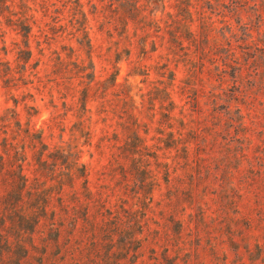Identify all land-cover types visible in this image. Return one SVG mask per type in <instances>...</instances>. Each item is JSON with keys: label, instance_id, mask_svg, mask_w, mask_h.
Listing matches in <instances>:
<instances>
[{"label": "clouds", "instance_id": "9594fccd", "mask_svg": "<svg viewBox=\"0 0 264 264\" xmlns=\"http://www.w3.org/2000/svg\"><path fill=\"white\" fill-rule=\"evenodd\" d=\"M62 2L7 0L11 15H0V71H23L26 83L17 105L4 104L0 80V118L12 110L13 132L27 133L14 151L0 149V163L24 178L25 197L33 187L54 193L37 209L35 222L42 216L47 225L33 255L25 248L11 264H264V85L247 72L248 88L234 73L227 83L209 78L196 44L202 19L230 38L248 15L205 14L202 0H189L185 20L178 0H136L139 15L121 20L110 0H75L73 23L82 30L56 55L33 25L50 21ZM20 13L30 40L12 27ZM174 21L187 26L178 44L167 38ZM34 51L43 55L35 71ZM210 64L207 71L223 70ZM234 151L239 157L222 167ZM222 187L227 206L218 202ZM130 214L143 220L134 230ZM50 237L51 248L41 242Z\"/></svg>", "mask_w": 264, "mask_h": 264}, {"label": "trees", "instance_id": "16d2710c", "mask_svg": "<svg viewBox=\"0 0 264 264\" xmlns=\"http://www.w3.org/2000/svg\"><path fill=\"white\" fill-rule=\"evenodd\" d=\"M7 0H0V15L10 16L11 12L2 5L6 4ZM115 3L117 8L114 10L115 15L121 20L133 18L139 15V9L136 7V0H110V4ZM155 3V0H154ZM222 0H216L214 4L209 3V0H202L200 8L206 13H217L220 12L221 16L227 17L229 20L238 18L241 14L248 15V22L241 26L237 19V31L231 33L230 38L223 35L225 29L215 30L213 26L207 22L206 19H202L203 27L200 30V34L196 37L197 48L203 53L204 63L201 68L207 72V75L211 79H220L227 83L232 80L233 73L235 74L236 80L240 82L242 88H248L249 86L244 84L245 73H249L253 81H256L264 85V75H260L257 80V73H264V31L257 33L255 38H251L249 35V29L256 31L257 28L264 29V0H229V3L221 7ZM158 6V5H157ZM189 6V0H178L177 13L182 16L185 20L189 18L187 11ZM75 8V0H63L59 9H53L54 17L49 20L41 22V26L33 25L37 32H41L44 37L48 39L45 41L48 47L51 45L63 41H73L76 33L72 30L76 28L79 32L83 26L77 28L74 20H78L79 17L73 14ZM28 17L23 16V13L17 15V18L12 21V27L17 32L23 31L28 33V39L30 40L33 33L28 27ZM66 21V23H65ZM132 21L129 20L128 24L131 25ZM225 27H228L227 20L225 21ZM171 31L168 33V40L171 44L172 41H176L178 44L180 39L185 36L187 26L183 23L173 22L170 26ZM56 29V30H54ZM145 31L150 32L151 28L145 26ZM206 39V43L204 42ZM144 38L142 37L138 41V45L142 48ZM27 41L25 40V44ZM69 44L63 42L60 45V49L67 51ZM174 46V45H173ZM52 53L61 55V52H57L56 48H51ZM20 57L27 58L30 53L22 51L18 54ZM43 60V55L38 52V59L35 65L40 64ZM219 62L223 65V70L217 73L215 70L207 71L211 67L210 63ZM46 62V61H45ZM24 65H28V60H24ZM22 67V66H21ZM229 69H232L230 72ZM36 69L33 68V71ZM0 80L4 83L5 94L9 98L15 99L11 90L22 81L23 71H18L15 74L12 71H0ZM197 103H200V99H197ZM13 115L12 110L6 109L5 116L0 118V133L6 138L0 141V149L6 152H12L15 148V141L21 137V133L13 132L12 122L7 119L8 116ZM216 116L221 117L223 123V114L220 112L216 113ZM19 125H15V127ZM216 132L217 129H212ZM10 137V138H9ZM25 142H27V133L23 136ZM217 144L222 143L217 137ZM237 149L239 145L236 146ZM203 155V153H201ZM252 154L248 152L250 157ZM239 157V152L234 151L228 153V156L224 157V164L230 165ZM11 163V162H10ZM62 163V161H61ZM209 163V162H208ZM241 168L238 175L244 174L245 164L241 159ZM222 166V167H223ZM4 165L0 163V264H11L13 257L23 256L25 248L28 249V255H33V249L30 247L34 240H37L44 230V225H47V220L42 216L39 217L40 223L37 224V209L40 208L41 203L46 199L49 203L51 202L54 193L48 191H42L38 187H33L31 194L27 197L24 196L26 191L23 188L25 180L20 177L18 173L11 171L4 172ZM209 170L210 164H209ZM203 171V170H202ZM231 171V169H229ZM49 169L41 165L40 175L47 176ZM202 174V173H201ZM218 175V173H217ZM218 197L223 200L222 205L227 206L228 201L224 199V187L218 191ZM103 209H101L102 211ZM91 214V209H90ZM97 222L100 217L98 216ZM110 219V217H105ZM141 221L138 218L129 219L130 226L135 229V225ZM80 221L77 220V226ZM130 237H126V241L130 240ZM46 244L47 247L51 248L55 243V240L51 237L47 241H41ZM126 245H123L126 248ZM20 264H29L27 260H20Z\"/></svg>", "mask_w": 264, "mask_h": 264}, {"label": "rangeland", "instance_id": "374dc122", "mask_svg": "<svg viewBox=\"0 0 264 264\" xmlns=\"http://www.w3.org/2000/svg\"><path fill=\"white\" fill-rule=\"evenodd\" d=\"M30 39H31V38H30ZM63 42H65L66 44H69V45H72V44H73V41H68V42L63 41ZM63 42L54 43V44L51 45V48H53V49H54V48L59 49V52H61V55H63V53L66 52V51L60 49V45L63 44ZM32 55L38 57V51H34V52L32 53ZM35 62H36V61H35ZM40 66H41V63L38 64V65H35L34 68H35L36 70H38V69L40 68ZM25 86H26V84H23L22 81H19V83L14 87V89L11 90L12 94H13L14 97H15V99H12V98H9L8 95L5 94V90H6V89L4 88V83H3L4 104H9V103H11V104H13V105H17V104H18L17 95L23 90V88H24ZM5 110H6V109H5ZM17 127H18V126H17ZM24 135H25V133H21V136H24ZM249 153H251V152H249ZM225 156H228V153H227V154H224V157H225ZM207 163H208V162H207ZM208 164H210V162H209ZM222 166H223V165H222ZM205 198L207 199V197H205ZM218 202H219V204H220L221 206H223V205H222L223 200H221V199L219 198V201H218ZM167 211H168V209H165V212H167ZM132 218H133V216H132V214H130V219H132ZM135 218H138V220L141 221L140 223H143V220H142L141 218H139L138 216H136ZM177 218H178V219H182V217H180V216H177ZM248 219H249V220H253V218H252L251 216H249ZM253 222H254V221H253ZM220 227H223V225H220ZM241 227H243V226L241 225ZM250 231H251V229H247V228L244 229L245 234H247V233L250 232ZM167 235H168V233L166 232V233H165V237H167ZM157 238H159V237H157ZM123 245H126V243L121 244L120 247H121V248H124ZM138 251H139V249H138ZM120 264H123V262H120Z\"/></svg>", "mask_w": 264, "mask_h": 264}]
</instances>
